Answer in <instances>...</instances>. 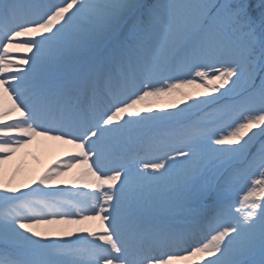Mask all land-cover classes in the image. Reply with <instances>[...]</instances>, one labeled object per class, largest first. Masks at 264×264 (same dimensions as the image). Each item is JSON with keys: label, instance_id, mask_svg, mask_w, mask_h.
I'll list each match as a JSON object with an SVG mask.
<instances>
[{"label": "snow or ice", "instance_id": "6c2138e0", "mask_svg": "<svg viewBox=\"0 0 264 264\" xmlns=\"http://www.w3.org/2000/svg\"><path fill=\"white\" fill-rule=\"evenodd\" d=\"M0 264H264V0H0Z\"/></svg>", "mask_w": 264, "mask_h": 264}, {"label": "bare ground", "instance_id": "6f19581e", "mask_svg": "<svg viewBox=\"0 0 264 264\" xmlns=\"http://www.w3.org/2000/svg\"><path fill=\"white\" fill-rule=\"evenodd\" d=\"M51 142L52 141H44L41 138H38L37 141L34 142V144L31 145L28 149L22 150L21 153L17 155L16 159L7 166L8 168L13 163L18 164L13 178L24 180V174L26 172H29L30 168L34 169L35 171L43 168L47 164L46 154L47 150H49L48 145ZM58 148L62 149L60 155H63V150L70 148V146L59 144ZM78 171V169H73L70 173L75 174Z\"/></svg>", "mask_w": 264, "mask_h": 264}, {"label": "rangeland", "instance_id": "374dc122", "mask_svg": "<svg viewBox=\"0 0 264 264\" xmlns=\"http://www.w3.org/2000/svg\"><path fill=\"white\" fill-rule=\"evenodd\" d=\"M53 143V144H52ZM59 142H56L55 141H52L51 143H49V150H47V154H46V161L47 162H51L53 161L54 159H56L58 157V154L61 152L62 149H59L57 146H59ZM60 150V151H59ZM17 167H18V164L17 163H13L11 164L8 168H7V175L9 178H13L16 170H17ZM35 172L34 169H31L30 168V171L29 172H26L24 174L25 176V179L29 178L31 175H33ZM73 178V175L72 174H68V176L64 177V179L66 180H69V179H72ZM256 178H259L258 176H255L253 177V179H256ZM243 190H244V185L243 184H240V185H237L236 188L234 189V191L232 192V199L235 201V200H238L239 197L243 194Z\"/></svg>", "mask_w": 264, "mask_h": 264}]
</instances>
